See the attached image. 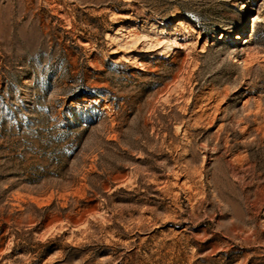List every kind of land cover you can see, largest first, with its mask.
<instances>
[{
    "label": "rangeland",
    "instance_id": "rangeland-1",
    "mask_svg": "<svg viewBox=\"0 0 264 264\" xmlns=\"http://www.w3.org/2000/svg\"><path fill=\"white\" fill-rule=\"evenodd\" d=\"M0 264H264V0H0Z\"/></svg>",
    "mask_w": 264,
    "mask_h": 264
},
{
    "label": "bare ground",
    "instance_id": "bare-ground-1",
    "mask_svg": "<svg viewBox=\"0 0 264 264\" xmlns=\"http://www.w3.org/2000/svg\"><path fill=\"white\" fill-rule=\"evenodd\" d=\"M178 26L179 27H181L182 25H181V23H179L178 24ZM148 34L150 35H155V36H163L164 35V33H162V32H160V31H155V30H151V31H149L148 32ZM235 42H236V44H240V42H242V37L241 36H237L236 37V39H235ZM177 49H179V50H182V47H178ZM175 55V53L174 52H172V51H170V52H168L164 57H163V60H168L170 57H172V56H174ZM156 56V55H155ZM154 57V56H153ZM83 103L84 104H87L88 103V101H83Z\"/></svg>",
    "mask_w": 264,
    "mask_h": 264
}]
</instances>
